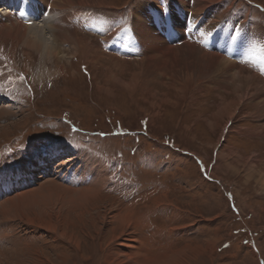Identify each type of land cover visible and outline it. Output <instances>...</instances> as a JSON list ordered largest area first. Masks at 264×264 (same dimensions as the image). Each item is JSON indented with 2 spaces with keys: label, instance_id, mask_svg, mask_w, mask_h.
<instances>
[{
  "label": "rangeland",
  "instance_id": "rangeland-1",
  "mask_svg": "<svg viewBox=\"0 0 264 264\" xmlns=\"http://www.w3.org/2000/svg\"><path fill=\"white\" fill-rule=\"evenodd\" d=\"M108 1L115 8L97 10L117 18L115 35L129 27L139 5L154 6L158 0ZM209 5L220 8L217 15L228 26L238 28L226 30L228 38L252 42L247 46L259 60L256 68L233 57V68L223 65L220 74L193 83L174 77L171 63L164 74L154 75L137 48L125 56L106 49L116 48L115 36L107 39L99 27L85 24L92 8L59 11L56 36L74 37L72 43L60 40L59 58H42L0 32V178L10 171L9 181L0 180V208L11 196L20 205L16 214L32 215L55 201L53 186L61 185L67 194L90 189L102 199L98 203L106 201L113 209L102 219L100 206L71 216L60 205L63 229L56 233L1 213L2 264H116L124 255L175 254L163 262L264 264V0ZM75 10L78 14L66 17ZM51 31L43 32L49 44ZM135 41L130 44L136 47ZM74 42L81 43L78 49ZM203 46L206 50L209 44ZM95 55L103 57L92 62ZM241 69L260 78L244 97L236 76ZM49 157V164H41ZM129 216L135 223L129 237L136 241L126 252L122 230ZM37 252L42 257L32 262Z\"/></svg>",
  "mask_w": 264,
  "mask_h": 264
},
{
  "label": "bare ground",
  "instance_id": "bare-ground-1",
  "mask_svg": "<svg viewBox=\"0 0 264 264\" xmlns=\"http://www.w3.org/2000/svg\"><path fill=\"white\" fill-rule=\"evenodd\" d=\"M213 1L214 0H209V1L199 0L197 2L191 1L190 4H188L189 0H158L156 2L157 4L154 6L153 5L150 6V4L149 5L147 4L139 5V7H137L134 11L135 15L133 17V22L131 23L132 26L130 27L131 25L130 24L129 27L123 28L121 31L116 32L115 35H113L114 33H112V29L117 24V18L116 17L112 18L108 14L110 12H108L106 16L102 12L97 10V8L98 7H108V11H109V8L110 9L115 8L113 7V4L115 2H111L108 0H0V24L2 27L0 29V32L3 33V36H5L6 38L12 37L13 40H18L19 42H22V44L26 48L37 52L39 55H41L42 58L45 57L49 59V55H52V57L54 56L56 58H59L58 55L61 53V50L58 51L60 40L64 42H71V43L72 41H74V37L72 40V38L69 39V37L65 35L56 36L55 34L56 24L55 23L58 22V18L60 16L59 11L61 12L68 11L69 9L74 8V7L84 8V9L92 8L94 13L90 15L88 21L87 20L85 21V24H88L90 26L96 25L97 27H99L98 29L96 27L94 28L97 29V31H99L107 39H110L113 36H115L113 40L115 42L116 48L111 46V47H106V49L119 53L122 56L123 55L125 56V55L130 54L134 50V48H137L138 50L141 51V54L140 53L139 54L142 55L140 56L141 61L143 62L142 64L145 65V67L151 69L154 75L164 74L165 65L168 63L170 66V63H171V66L169 68H171V70L173 71L174 77L179 76L181 79H185V84L193 83L194 80H199L200 78L203 79V78L214 77L215 74L219 72L220 67L221 66L224 67L223 65H226V66L228 65L230 69L233 68L235 66V61H236L233 59V57L241 59L242 64H245V66H255L256 68L259 60L256 58V56H254L253 53L251 54L249 52L250 46H247V45L252 44V42L251 41L248 42L249 38L239 39V38H235L234 35H233L234 37H231V38L227 37L228 33L226 30L231 28L232 25L228 26L225 21L221 20L220 14L217 15L220 8H214L212 5L211 6L209 5ZM212 8H214V10ZM77 12L78 10L72 11L68 13L66 17H68L69 15H76ZM54 13H56L58 16H55L56 14ZM89 13L91 14V12ZM213 14H216L217 16L216 17L214 16L215 17L214 20L209 23L210 16ZM2 15H5V18L8 19V22L3 21L4 16ZM40 17H42L43 19L42 20V23H44L43 25H40L38 23L37 19H39ZM187 19H190V20L187 21ZM48 21H51V24H48ZM224 23H225L226 28L224 26ZM33 24H35L34 25L35 27H33ZM186 26L189 27L190 29L189 31L187 30ZM232 29L234 32H237L238 28L233 26ZM47 30H52L51 34L53 35V39H52L53 41L50 44L43 37V32ZM186 32L188 34L190 33L189 37H187ZM194 38H196V41H193ZM75 39L77 40V38ZM141 39H144L143 43ZM134 41L135 43H137V41L139 42L138 44H136V47L134 45L132 46ZM207 43L209 44V46L205 50V47L203 45ZM80 44L75 43L73 47H75V49H78V47H80ZM145 45H147V47ZM129 50H132V51H129ZM233 53H235V56L233 55ZM134 55H138V54H134ZM101 57L103 56L101 55L100 58ZM229 57H232V58L229 59ZM100 58L96 56V58H94L95 61H92V62H99ZM169 59L171 60L168 61ZM262 64H264V61L262 62ZM223 72H225V70H223L222 73ZM262 72H264V68H262ZM220 73L221 72H219V74ZM230 74L231 73H228V75ZM136 75L137 74L134 75L135 78H137ZM224 76L225 75L223 74V77ZM236 76L240 80V83H241L240 86L243 87V91L241 94L242 97L246 96L245 94L248 93V90L249 88H251L252 84L256 82L258 79H260L259 76H256L255 74H253L252 76H247L243 74L242 69L237 72ZM182 86L187 88L188 85H182ZM257 89L259 93V91L261 90L260 87H258ZM259 94L260 96L258 97H261V93ZM239 97H240L239 95H236L235 101L234 100L229 101L230 105L235 104ZM260 108H264V101L261 103ZM50 161L51 159L49 157V158H46L45 161L41 164L47 165L49 164ZM84 163H86V161ZM90 164H91V168L93 169L94 160H92ZM43 169H44V172H47V166L43 167ZM9 172L10 171L6 172L7 173L6 177L0 178L1 182L9 181ZM93 173L95 172L93 171ZM102 174L98 173L96 175L102 176ZM17 175H18V172L15 173V177ZM81 175H83V173ZM44 176L46 175H43V177ZM93 177L95 178L96 176H93ZM14 183L16 185L17 180ZM53 187H55V190H56L54 192V196H56V198L54 197L55 201L51 202V204L48 206L40 208V210H38L37 213L33 212L32 215H30V213L29 215L28 214L27 215L16 214V211L18 208H20V205L18 203H15L16 200H13L14 197L11 198V196H9V199L5 197L6 198V202L4 201L5 203L4 202L3 204L1 203L3 206L0 208V216L2 215L1 213H4V214H7V216L12 215L13 217H19L24 222H26L27 225L29 224L32 226L36 225L38 227L48 228L53 233H56L55 231H57V229L59 228L63 229V225H61L60 223L62 222V217H63L61 214L65 211V208H66L67 214H70L71 216H74L75 212L88 213L90 212L89 211L90 208L96 207V206H100L104 210L102 212V210H100V207H96L98 209L99 218L101 217L103 219L105 216L108 217L110 215H113V209L112 207L108 206V202L100 201L102 203H98L97 200L99 201L102 199H100L99 195L96 196L95 194H92L90 189H87V188L77 189L76 188L74 189L75 191H72L74 192L73 194H70V193L67 194L63 192V188L61 185H59L58 187L54 185ZM7 188H11V186H8ZM7 188H5V190H7ZM20 193L18 194L20 195ZM25 194L27 193L25 192ZM17 202H19V200ZM105 203L107 205H105ZM60 205L65 206L64 211H62L63 209H60V208L58 209V206L60 207ZM69 205H71V207ZM125 210L126 208H124L122 212H125ZM126 212L128 211L126 210ZM4 214L3 216H5ZM123 216L124 214L122 215V218ZM89 217L91 218L92 216H89ZM46 218H49V219H46ZM129 219H130V216L129 218L126 219L127 221L125 219H121L127 222L125 223L122 221L123 223H125V225L122 224L123 225V230H122L123 236L124 237L126 236V239H127V241H125V243L122 246L126 247L125 248L126 252L131 251V248L134 247L132 246L131 242L133 241L135 243L136 241L129 237L130 233L132 232L129 230V228L131 225L132 226L135 225L134 221H129ZM118 220H119L118 222H120V219ZM63 231L64 233H62V235L65 234V236H62V237L65 238L67 236L66 232H68V230L65 229ZM124 232H127V234L124 235L125 234ZM121 235L122 234H120L119 236ZM114 238H117V237L114 236L113 239ZM26 252L30 253L31 251H26ZM26 255L27 254H25V256ZM29 255H31V253ZM33 255L34 256L31 257L32 262H36L40 260L42 257V255L39 252L33 253ZM175 255L171 256V258L168 255H164V256H161V258L160 256L158 257L153 256L151 258L142 257V258H137V259H134V257L132 258L129 255H126V256L124 255V259L122 258L116 259V264H133V261H135L138 264H165V262L163 261L168 260L169 262H171L170 260L174 258ZM0 256H1V253H0ZM4 256L5 255L3 254V257ZM8 258L9 257H7V259ZM9 261L11 260L8 259L7 262ZM17 262H20V260H18ZM175 263H166V264H175Z\"/></svg>",
  "mask_w": 264,
  "mask_h": 264
},
{
  "label": "crops",
  "instance_id": "crops-1",
  "mask_svg": "<svg viewBox=\"0 0 264 264\" xmlns=\"http://www.w3.org/2000/svg\"><path fill=\"white\" fill-rule=\"evenodd\" d=\"M154 232V231H153Z\"/></svg>",
  "mask_w": 264,
  "mask_h": 264
}]
</instances>
